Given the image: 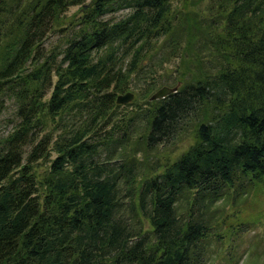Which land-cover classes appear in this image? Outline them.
<instances>
[{
	"label": "trees",
	"instance_id": "trees-1",
	"mask_svg": "<svg viewBox=\"0 0 264 264\" xmlns=\"http://www.w3.org/2000/svg\"><path fill=\"white\" fill-rule=\"evenodd\" d=\"M86 1L0 0V264H210L215 230L247 231L239 206L264 199V0ZM156 55L175 92L149 101ZM145 73L135 109L115 104Z\"/></svg>",
	"mask_w": 264,
	"mask_h": 264
},
{
	"label": "rangeland",
	"instance_id": "rangeland-1",
	"mask_svg": "<svg viewBox=\"0 0 264 264\" xmlns=\"http://www.w3.org/2000/svg\"><path fill=\"white\" fill-rule=\"evenodd\" d=\"M88 1L89 0L85 2V5ZM205 3L206 0L201 1L199 4H195L189 0H169L171 8H185L189 12H199L200 9L204 8ZM79 8L80 6L69 8L64 14L65 18L73 19V21L77 20V18L81 15ZM124 13V10H119L116 13L106 15L104 20L116 21L122 17ZM67 32H69V29L68 26L65 25L62 26V31L60 32L61 34L58 35H62L60 37H64ZM58 35L56 33L51 34L45 41L47 54L50 53L51 48L56 45H60ZM206 55L207 54L205 52L200 54L201 57ZM127 59L128 58H124V61H127ZM124 64L125 62L122 63V66H124ZM177 64L178 61L176 59L170 58L164 61L161 55L153 56L150 59L145 58L143 61L145 68L149 67L151 72H153L154 76L157 78L156 89L161 86H170L169 84H158V77L165 82L172 81V79L177 77V74H175V69L178 67ZM164 77H166V80ZM132 78L133 79L130 82L127 91L132 94V99L130 102L120 105L121 107L128 106L125 108L128 112L135 109L134 104H139V99L136 97L135 93L137 90L145 87L142 81L149 82V75L147 73L141 74L137 77L134 76ZM152 93L153 92L149 95ZM132 103L134 104L130 105ZM14 114L15 104L13 100L6 99L3 101L0 107V134H6L12 129L15 123ZM180 139V141L174 143L173 145L158 147L160 150L157 157L159 161L175 159L178 155L184 152L188 144L191 143V131L186 132ZM137 158L140 159V154H137ZM147 163L150 165L154 163L152 154L148 155ZM239 209H243V213L240 215V221L243 224H246L247 231L239 234H231L225 227L215 230V233L218 234L219 237H212L210 239L211 243L209 245L210 248L207 255L210 264H230L226 261L230 254L237 260L236 264L264 263V199H251L247 205H240Z\"/></svg>",
	"mask_w": 264,
	"mask_h": 264
},
{
	"label": "water",
	"instance_id": "water-1",
	"mask_svg": "<svg viewBox=\"0 0 264 264\" xmlns=\"http://www.w3.org/2000/svg\"><path fill=\"white\" fill-rule=\"evenodd\" d=\"M175 92V87L168 88V87H160L156 91H154L148 98L149 101L159 100L163 99L165 96H167L170 93ZM132 99V94L129 92H126L122 95H117L115 97V104L117 105H124L128 102H130Z\"/></svg>",
	"mask_w": 264,
	"mask_h": 264
}]
</instances>
